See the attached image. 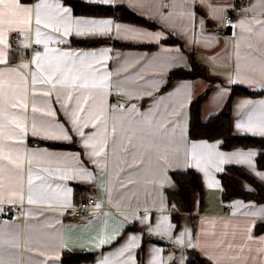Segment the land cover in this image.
<instances>
[{"label":"crops","instance_id":"1","mask_svg":"<svg viewBox=\"0 0 264 264\" xmlns=\"http://www.w3.org/2000/svg\"><path fill=\"white\" fill-rule=\"evenodd\" d=\"M233 1L115 0L111 4H126L157 23L149 27L116 16L76 14L64 0H45L42 17L51 26H39L40 44L36 43L35 13L20 41L12 40L17 31L8 32L6 60L0 64L4 73L0 77V147L9 159L0 160L4 169L0 209L14 203L22 206V212L12 221L0 222V258L5 264H62L66 251H99L94 262L75 264H187L190 252L198 253L206 264H264V202L238 197L225 201L219 176L227 165L236 164L264 183L258 175L264 174L257 165L260 150L223 149L221 139L189 136L194 97L208 93L201 105L206 120L222 109L233 85L264 91V0H247L228 34L225 18ZM24 3L33 5L37 0ZM57 5L70 8L74 18L111 19L151 34L118 35L113 29L106 35L112 41L154 46L124 48L113 42L73 46V35L63 36L62 28L54 31L59 26ZM213 9L218 11L213 13ZM156 34L158 39H154ZM170 35L182 45L166 43ZM125 36L135 38H121ZM45 44L49 52L48 59L41 61L44 75L50 74L49 64L54 67L59 52H95L97 56L78 64L82 75L76 86L58 84L53 89L50 84L33 83L37 72L33 58L37 51L44 57ZM105 49L106 54L100 55ZM11 56L16 57L14 61ZM191 56L206 64L218 80L177 79L163 90L171 70L191 67ZM59 75L55 74L57 79ZM69 93L72 99L66 100ZM112 94L122 105L112 103ZM13 103L17 107H11ZM77 107L83 109L77 112L78 124L87 125L80 128L83 135L71 123ZM45 121L63 125L71 139L44 138L41 124ZM33 123L40 134H32ZM238 124L244 129L237 128ZM250 125L254 129L264 125V94L233 99L232 131L261 135L247 131ZM31 140L40 144L32 145ZM53 142L75 145L55 147ZM249 151L256 153L251 166L234 155ZM20 157L23 166L17 169L10 161ZM190 167L199 173L202 192L192 194V211L179 212L166 190L176 188L172 171ZM239 182L253 189L247 181ZM74 183L87 186L86 195L98 198L99 207L66 216L64 208L77 198ZM30 191L32 204L28 203ZM21 194L23 201L18 202Z\"/></svg>","mask_w":264,"mask_h":264},{"label":"trees","instance_id":"2","mask_svg":"<svg viewBox=\"0 0 264 264\" xmlns=\"http://www.w3.org/2000/svg\"><path fill=\"white\" fill-rule=\"evenodd\" d=\"M24 2H31L32 0H23ZM67 4L71 5L76 14L92 15V16H116L119 20L134 23L137 25L156 27L157 23L151 21L136 13L126 4L117 5H103L98 3H91L83 0H64ZM166 43L180 44L181 41L174 37L169 36L164 40ZM114 43L119 47H138V48H151L153 44H134L122 43L119 41H112L110 37H94L84 39L76 36L71 37L73 46L78 47H95L105 43ZM16 57L11 56L14 61ZM191 67L175 68L171 70L168 81L163 88L166 90L175 80L184 78H197L202 77L208 81L215 82L217 77L209 74V68L206 64L197 61L194 56L190 57ZM264 94L262 90H251L241 85H233L231 93L225 102L222 109L211 115L208 119L204 120L201 115V105L208 93H204L194 97L190 104V121H189V136L191 139H207L215 140L221 139V147L223 149H231L234 146L240 147H255L260 151L257 155V165L260 169H264V135L253 134H237L231 129L232 121V102L238 95L257 96ZM55 147H74L75 143H51ZM176 188L167 189L166 194L170 203L174 204L179 212L192 211V194L194 192H202V184L200 181L199 173L192 167L186 170H175L171 173ZM222 182V194L225 201L238 197L245 200H254L256 202H264V183L255 178L251 173L245 170L240 165L230 164L227 165L225 170L219 173ZM239 179H243L253 186V189L243 187ZM76 202L87 198L86 191L88 187L74 183ZM84 191V193H82ZM81 193V194H80ZM90 197V196H89ZM175 218L178 215L175 214ZM99 255V251L90 252H72L66 251L63 254L62 264H75L84 262H94ZM191 257L188 259L187 264H206L205 259L196 252H190Z\"/></svg>","mask_w":264,"mask_h":264},{"label":"snow or ice","instance_id":"3","mask_svg":"<svg viewBox=\"0 0 264 264\" xmlns=\"http://www.w3.org/2000/svg\"><path fill=\"white\" fill-rule=\"evenodd\" d=\"M91 3H98L103 5H111L115 2V0H89ZM193 2H196V0H193ZM200 3H203V0H199ZM45 0H37V3L30 5L27 3H24L23 0H0V64H3L6 60L5 56V49L7 48V34L11 31H17V32H25L30 30V25L33 20V13H35V23L37 25L36 35L37 40L36 43L40 44V36L41 31L39 26L43 23L45 28L50 27L51 25L49 22L42 17V10L46 7ZM58 9V14L55 17V20L57 21L58 25L54 28V31L61 32V28L63 29L62 35L63 36H69L74 35L76 37L84 38V39H90L94 37H103L106 35H109L113 29H115L116 33L119 35L120 33H136L138 36H149L151 34L149 33H139L138 30L125 27L120 24H114L113 20L111 19H96V18H74L72 16V10L67 7H61L60 5L56 6ZM213 13L217 12V9L212 10ZM219 11H223V9H220ZM191 13H189V16L191 17ZM201 24L204 23L203 20L200 21ZM241 24L245 23L244 21L240 22ZM121 38H135V37H121ZM159 34H156L154 39H158ZM21 47L27 49L29 45L23 44ZM48 52L49 49L47 48V45L45 44V52L44 57L42 58L41 53L39 51L36 52L35 57L33 58V63H35L37 72L34 74L33 83L39 82L41 84H50L53 89L57 87V85L61 86H76L75 81L79 80L81 78V72L78 68V64H82L84 58L88 56L96 57L97 53H87V52H59L56 56V63L54 67L49 64V67L51 69V72L49 75H44L42 64V59L47 60L48 59ZM107 50H102L100 55L106 54ZM21 67L27 68V64L20 65ZM91 67V65H89ZM14 71V69L12 70ZM59 73V79L56 78L55 74ZM4 73L0 72V77H3ZM71 76V79L69 77ZM82 86V85H81ZM106 87V85H104ZM43 95H51L50 92H44ZM3 96V83L2 80H0V97ZM72 96L69 93L66 97V100H71ZM77 104H79V101H77ZM11 107L15 108L17 107L16 103H13ZM83 109L77 107V110L71 113V123L77 126V131L80 132L81 127H86L87 125H79L78 120L79 117L77 115V112L82 111ZM33 111H37V109L34 107ZM49 115H54V113H49ZM2 127V125H0ZM19 128V125H17ZM244 125L238 124L237 128L244 129ZM41 128L43 129L44 138L46 139H64V140H70L71 137L68 135L67 130L63 127V125L56 124L55 121H45L42 122ZM247 131H258L259 134L264 135V125H261L259 129H254L251 125L247 127ZM21 134L23 135V129L21 130ZM32 134L38 135L40 134L39 130L37 129V126L35 123H33L32 126ZM80 135H83V132H80ZM91 137H88L85 140V146L88 145V140H90ZM193 150L197 148V145H192ZM3 148L0 147V160L2 159H9L7 156H4L3 154ZM98 153L93 152V155H97ZM223 155V154H219ZM234 155H239L245 159V161L249 164V166L252 165V157L256 155L254 151L249 152H241L236 153ZM33 156H35V153H33ZM10 163L14 164L17 169L22 168L23 166V158L20 157L18 160H11ZM31 161H29V164ZM3 166H0V189H3ZM258 175L261 176L262 179H264V174L258 173ZM29 185L31 188V180H29ZM23 201L22 194L19 197L18 202ZM3 202L2 193H0V203ZM10 202H17V201H10ZM28 203L32 204L34 203V200L31 195V191L28 198ZM2 211V209H0ZM181 243L183 240L181 239ZM0 264H5V261L0 258Z\"/></svg>","mask_w":264,"mask_h":264},{"label":"built area","instance_id":"4","mask_svg":"<svg viewBox=\"0 0 264 264\" xmlns=\"http://www.w3.org/2000/svg\"><path fill=\"white\" fill-rule=\"evenodd\" d=\"M247 0H234L227 15L225 22L227 25H234L237 21L238 15L241 13L242 7L246 4ZM25 34L23 32H15L12 35L13 42H18L23 38ZM41 49V48H40ZM111 101L117 106L122 105V100L116 95H111ZM31 144L38 146L39 140H31ZM99 207V200L95 196L87 197L81 200L79 203H74L64 208V214L68 217H76L84 213L89 209H95ZM22 212V206L14 203H6L2 207L0 212V222L12 221L16 219Z\"/></svg>","mask_w":264,"mask_h":264},{"label":"water","instance_id":"5","mask_svg":"<svg viewBox=\"0 0 264 264\" xmlns=\"http://www.w3.org/2000/svg\"><path fill=\"white\" fill-rule=\"evenodd\" d=\"M232 29H233V26L232 25H228V27L225 30V32L228 33V34H230V33H232Z\"/></svg>","mask_w":264,"mask_h":264}]
</instances>
